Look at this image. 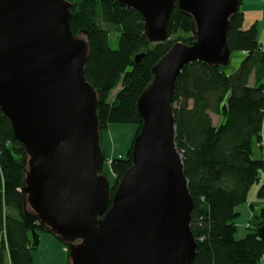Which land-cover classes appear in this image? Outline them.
<instances>
[{"label":"water","instance_id":"95a60500","mask_svg":"<svg viewBox=\"0 0 264 264\" xmlns=\"http://www.w3.org/2000/svg\"><path fill=\"white\" fill-rule=\"evenodd\" d=\"M241 1L178 0L196 39L176 43L155 66L138 100L133 163L108 209L98 94L84 77L89 45L72 33L70 4L0 0V108L29 156L21 192L49 233L70 243L71 264L193 263L194 201L175 142V85L189 63L230 62L228 29ZM118 2L142 14L150 42L168 39L176 0ZM257 232L264 241V223Z\"/></svg>","mask_w":264,"mask_h":264},{"label":"trees","instance_id":"16d2710c","mask_svg":"<svg viewBox=\"0 0 264 264\" xmlns=\"http://www.w3.org/2000/svg\"><path fill=\"white\" fill-rule=\"evenodd\" d=\"M67 2L73 35L84 36L89 45L84 77L98 94L101 136L112 125L132 124L137 127L136 137L143 124L138 100L153 82L155 66L171 48L178 42L193 44L194 19L180 10L176 0L168 39L152 43L145 35L142 14L121 6L118 0ZM244 21L239 7L230 20L228 44L232 54L246 56L234 72L228 73L226 65L192 62L184 66L175 85V142L194 201L191 229L197 253L192 264H264V241L257 232L264 223V185H260L264 173V49L258 25L244 29ZM113 33L116 49L111 45ZM213 115L219 118L217 123ZM133 143L125 157L109 165L114 183L108 209L132 166ZM28 160L26 148L15 138L11 121L0 108V264H33L32 252L40 246V233L50 231L28 209L21 192ZM106 162L105 156L100 170L105 175ZM257 186L256 199L262 205L247 225V235L237 239L238 208L251 201ZM62 244L70 253V243Z\"/></svg>","mask_w":264,"mask_h":264},{"label":"rangeland","instance_id":"374dc122","mask_svg":"<svg viewBox=\"0 0 264 264\" xmlns=\"http://www.w3.org/2000/svg\"><path fill=\"white\" fill-rule=\"evenodd\" d=\"M244 28L248 29V27L245 26ZM111 45L114 49L117 48L115 33L111 35ZM242 60L243 56L241 55V53L234 52L231 56L230 62L226 65L227 72H234L239 67ZM119 89L120 87L115 90L113 94H116ZM212 117L214 123H217L219 118L216 115H213ZM136 129L137 127L132 124L114 126L112 125L102 133L101 143L103 145L105 156L108 160V162H106L104 171L110 181V185H113L114 183V175L112 174L109 165L113 161V159L123 158L127 155L135 138ZM247 233V229H245L244 233H242L240 229L239 231H237L236 238L243 239ZM47 237H50L53 240H48ZM53 241L58 244V247L60 249L56 248ZM60 243L61 242L51 234L40 233V246L37 250H34L32 252L33 264H71L68 250L64 248L65 246L63 247L61 245L62 243Z\"/></svg>","mask_w":264,"mask_h":264},{"label":"crops","instance_id":"0c3cea01","mask_svg":"<svg viewBox=\"0 0 264 264\" xmlns=\"http://www.w3.org/2000/svg\"><path fill=\"white\" fill-rule=\"evenodd\" d=\"M241 11L245 14V27H251L253 24L258 25L259 29V41L261 42L263 49H264V0H242L240 5ZM244 28V27H243ZM245 29V28H244ZM243 58L246 54H241ZM251 84H254V78H251ZM114 126V125H113ZM262 144L264 147V122H263V132H262ZM260 185H264V173L261 175V183ZM259 186H257L252 193L251 201L249 203L242 205L238 208V212L241 214L240 217L236 220V225L238 231L241 229L242 233L245 232L247 229V225L250 223L251 220L254 219L257 210L262 205V202L257 201L256 199V192L258 191ZM251 204L256 205L255 208H252ZM244 235V234H243ZM247 235V234H246ZM49 236V235H48ZM51 237V236H50ZM50 237H47L48 240H53ZM56 248L58 244L53 241ZM61 244V243H60ZM63 246V244H61ZM64 247V246H63ZM39 248V247H38ZM65 248V247H64Z\"/></svg>","mask_w":264,"mask_h":264}]
</instances>
